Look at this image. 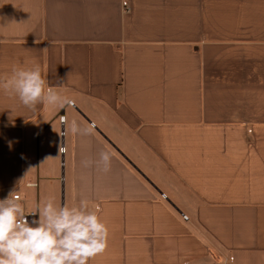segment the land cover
<instances>
[{
	"label": "crops",
	"instance_id": "0c3cea01",
	"mask_svg": "<svg viewBox=\"0 0 264 264\" xmlns=\"http://www.w3.org/2000/svg\"><path fill=\"white\" fill-rule=\"evenodd\" d=\"M122 1L0 0V81L39 65L74 100L0 88V199L87 200L88 264H264V0Z\"/></svg>",
	"mask_w": 264,
	"mask_h": 264
},
{
	"label": "clouds",
	"instance_id": "9594fccd",
	"mask_svg": "<svg viewBox=\"0 0 264 264\" xmlns=\"http://www.w3.org/2000/svg\"><path fill=\"white\" fill-rule=\"evenodd\" d=\"M0 88L14 93L30 108L41 101L49 106L58 105L59 109L74 104L73 99L47 86L39 65L14 68L10 78L0 81ZM60 124L73 134H88L93 127L81 129L76 120L69 122L67 117H62ZM82 163L84 167L95 163L108 172L111 155L101 151L97 161L86 159ZM37 212L39 219L29 222L19 195L11 192L0 199V264H88L106 250L108 227L98 216V209L89 208L87 200L69 207L48 198L42 207L37 205L28 214L35 216Z\"/></svg>",
	"mask_w": 264,
	"mask_h": 264
},
{
	"label": "built area",
	"instance_id": "2783aa9c",
	"mask_svg": "<svg viewBox=\"0 0 264 264\" xmlns=\"http://www.w3.org/2000/svg\"><path fill=\"white\" fill-rule=\"evenodd\" d=\"M122 6H123V10H124V12H128L129 10H130V6H129V4H128V2L126 1V0H123L122 1ZM62 117H64L63 115H61L60 117H59V120L61 121V119H62ZM61 133H64L63 132V130L61 131ZM61 152L63 153L64 152V147L63 146H61ZM13 195H19L18 193H14ZM163 196L165 197V195L163 194ZM33 211H35V210H30V211H26L25 213H26V217H27V219L29 220V222H31L33 219H36L37 218V213L35 214V216H33V215H31V214H28V213H31V212H33ZM182 218L183 219H187V216L186 215H182Z\"/></svg>",
	"mask_w": 264,
	"mask_h": 264
},
{
	"label": "rangeland",
	"instance_id": "374dc122",
	"mask_svg": "<svg viewBox=\"0 0 264 264\" xmlns=\"http://www.w3.org/2000/svg\"><path fill=\"white\" fill-rule=\"evenodd\" d=\"M63 146V145H62ZM61 148V147H60ZM60 152H61V149H60ZM62 153V152H61Z\"/></svg>",
	"mask_w": 264,
	"mask_h": 264
}]
</instances>
